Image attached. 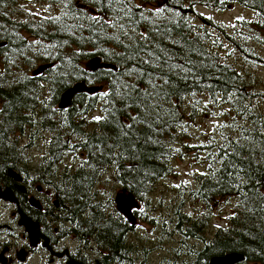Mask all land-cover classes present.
Masks as SVG:
<instances>
[{
  "label": "trees",
  "instance_id": "trees-1",
  "mask_svg": "<svg viewBox=\"0 0 264 264\" xmlns=\"http://www.w3.org/2000/svg\"><path fill=\"white\" fill-rule=\"evenodd\" d=\"M43 1L56 10L35 20L17 15L18 0H0V162L16 169V157L29 146L17 139L50 136L47 155L73 160L77 184L83 181L72 200L80 241L90 227L96 261L122 258L132 264L127 252L121 255L125 245L117 221L100 210L101 203L114 208L113 196L104 197L91 181L113 180L148 202L146 196L170 173L174 144L179 148L185 141L181 128L193 111L228 108L230 131H220L211 143H196L203 171L176 190L202 206L192 211L184 206V264H208L228 252L243 254L237 264H264V113L257 105L262 93L246 67L264 66L246 44V29L264 33V0ZM231 5L256 16L239 21L242 35L224 33L243 61L225 57L209 27L224 28L197 9ZM95 56L109 65L86 67ZM43 63L50 66L33 74ZM78 81L100 88L77 93L59 110L61 93ZM216 203L228 211L224 224L212 227ZM86 259L77 255L89 264Z\"/></svg>",
  "mask_w": 264,
  "mask_h": 264
},
{
  "label": "flooded vegetation",
  "instance_id": "flooded-vegetation-1",
  "mask_svg": "<svg viewBox=\"0 0 264 264\" xmlns=\"http://www.w3.org/2000/svg\"><path fill=\"white\" fill-rule=\"evenodd\" d=\"M39 140H16L29 145L23 147L26 152L17 156L14 163L16 169L13 170L20 180L9 175L11 162L8 165L0 162V264H68L78 261L77 255H84L89 264H100L96 261L98 247L91 237L92 228H87L84 243L77 236L76 206L72 200L78 184L80 186L83 181L77 184L75 162L70 159L61 162L65 157L47 155L45 143ZM41 144L45 145V150ZM48 158L51 160L45 163ZM67 166L70 169H66ZM68 174L69 186L66 183ZM102 182V179L91 181L92 188L100 189ZM140 203L137 199L138 205L132 209L134 225L115 205L116 210L106 208L102 212L105 218L117 221V234L124 238L125 245L121 255L127 252L128 261L133 264L136 254L139 255V236L136 240L131 237L132 231L136 232L139 226L137 209ZM91 213H87L88 222H91ZM178 213L182 217L172 218L171 226L164 232L166 239H161L160 230L154 235L158 243L144 247L146 251L164 253L159 264H184V212L175 205L173 215ZM112 264H127V261L121 258Z\"/></svg>",
  "mask_w": 264,
  "mask_h": 264
},
{
  "label": "rangeland",
  "instance_id": "rangeland-1",
  "mask_svg": "<svg viewBox=\"0 0 264 264\" xmlns=\"http://www.w3.org/2000/svg\"><path fill=\"white\" fill-rule=\"evenodd\" d=\"M18 1L19 13L17 15L25 19H42L56 10L55 7L43 0ZM197 9L204 16L210 17L214 23L224 28L225 32H222L216 27H209L216 41L224 47V51L221 52L225 53V57L232 61H243L240 54L236 53L234 48L230 47V40L224 33L236 37L242 35L245 33V27L240 28L241 25L239 21L242 19L253 20L256 18L255 14L251 10L239 5H232L222 10H209L202 6H198ZM198 21L200 22V19ZM235 27L240 28V30L235 29ZM246 32L248 37L246 44L251 46L260 58L264 59V33L250 32L247 29ZM238 58H240V60H238ZM248 61L251 60L248 59ZM84 65L86 67L90 66L89 60L85 61ZM246 67L247 70L253 74L257 82V90L262 93L261 96H257V105L264 113V66L253 64L247 65ZM223 109L224 111L220 110V107L217 106L197 108L193 111L192 117L188 119L185 128L184 126L181 128L180 138L185 141L179 148L176 143L174 144L177 148L175 153L173 152L170 160V173L166 174L163 179L156 183L154 190L146 196V199L149 201L141 202L137 209L140 215L138 219L139 226L136 232L132 231L131 238L136 240L139 236L137 240L139 244V255L136 254L134 264L160 263V259L164 257V253L146 251L144 247L147 248L158 243L154 241V235L160 230L161 233L159 234H161V239H166L164 232L166 228L171 226L172 218L174 217L173 206L176 205L177 208L183 212L184 206L187 211L197 210L202 207L201 204L195 200V202L186 198L184 200V193H182V195L178 194L176 190H180L184 184L189 185L193 183L195 176L203 171L204 157H202L203 154L198 153L199 150L197 146H195L196 143H211L212 139L218 140L219 137H221L219 135L220 131H230V129L227 128H229L230 124H228V122L231 116H229L228 108L224 107ZM49 138L50 136H46L45 138H40L41 140L39 141L46 143L49 141ZM40 147H43L45 150V145L43 146V144H41ZM102 180L101 192L106 194L104 197L112 195L114 199L115 194L120 192L121 188L118 187L113 180L105 181V178ZM98 198L100 199L101 196H98ZM100 205L101 211L107 208L105 203H101ZM212 210L213 217L210 225L212 227H217L224 224V216L228 211V207L216 203L212 205Z\"/></svg>",
  "mask_w": 264,
  "mask_h": 264
},
{
  "label": "water",
  "instance_id": "water-1",
  "mask_svg": "<svg viewBox=\"0 0 264 264\" xmlns=\"http://www.w3.org/2000/svg\"><path fill=\"white\" fill-rule=\"evenodd\" d=\"M90 69L96 70L101 66L107 67L109 64H102L101 59L98 56H95L89 60ZM50 66L49 63H43L38 65L34 70L33 74L42 73L45 69H47ZM100 87L93 86V85H87L83 81H78L73 83L70 87L65 89L59 98V101L57 103V108L59 110H63L67 108L71 102L72 98L80 92H95ZM9 175L12 176V178H15L17 180L19 179V175L17 176V173L10 169ZM114 204L116 209L131 223H135V217L132 213V209L137 207V199L132 195L131 193L126 192L124 189L120 192H117L114 196ZM26 222L25 220H23ZM244 259V256L242 253L239 252H228L222 255H214L209 259L208 264H237L240 261ZM68 264H83L79 261H73Z\"/></svg>",
  "mask_w": 264,
  "mask_h": 264
}]
</instances>
